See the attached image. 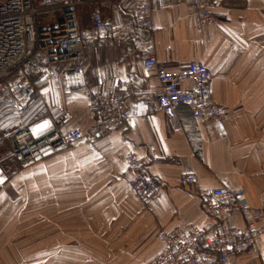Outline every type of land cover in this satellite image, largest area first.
Here are the masks:
<instances>
[{
	"label": "crops",
	"instance_id": "1",
	"mask_svg": "<svg viewBox=\"0 0 264 264\" xmlns=\"http://www.w3.org/2000/svg\"><path fill=\"white\" fill-rule=\"evenodd\" d=\"M208 1L212 24L201 25L193 5L159 0L152 30L140 29L126 43L88 45L83 65L89 88L136 83L124 124L100 136L95 150L83 142L18 165L17 133L45 135L64 114L70 116L65 130L93 125L88 92L72 89L66 78L36 80L0 104V264H106L107 254L122 260V254L140 253H151L153 264L159 229L214 226L202 189L227 186L244 191L252 205L264 203V0ZM133 8L116 2L115 22L133 23ZM151 50L167 71L192 62L207 66L226 123L196 120L188 106L176 109L175 120L159 110L154 96L161 85L143 66ZM45 121L49 126L34 133ZM129 152L144 158L145 171L162 185V197L150 207L129 195ZM183 174H194L197 182L181 185ZM260 249L239 264H264V234Z\"/></svg>",
	"mask_w": 264,
	"mask_h": 264
},
{
	"label": "built area",
	"instance_id": "2",
	"mask_svg": "<svg viewBox=\"0 0 264 264\" xmlns=\"http://www.w3.org/2000/svg\"><path fill=\"white\" fill-rule=\"evenodd\" d=\"M132 2L133 23H116V2ZM159 0H0V104L23 86L46 79L66 78L75 90L88 92L95 109L91 128L65 130L70 119L64 114L54 129L40 136L15 135L16 160L20 167L36 156H45L62 148L87 142L96 149L97 139L120 129L125 107L136 83L126 80L116 89L101 91L87 86L84 61L86 49L93 42H128L140 29H153V6ZM195 6L201 25L216 21L208 0H179ZM143 66L153 71L161 85L154 99L158 109L171 120L176 109L190 107L193 117L203 123L223 125L227 110L214 102L211 71L204 64L192 62L171 72L160 66L156 53H146ZM191 83L192 88L183 85ZM148 118V117H147ZM131 176L127 179L129 195L144 207L160 200L162 185L145 171L146 160L129 152L125 156ZM181 185L195 184L197 176L183 174ZM199 196L204 210L214 221L212 228L194 224L161 228L157 237L161 249L153 264H239L241 256L260 254L264 234V203L252 205L245 192L223 186L202 189ZM241 220L243 225H235Z\"/></svg>",
	"mask_w": 264,
	"mask_h": 264
},
{
	"label": "rangeland",
	"instance_id": "3",
	"mask_svg": "<svg viewBox=\"0 0 264 264\" xmlns=\"http://www.w3.org/2000/svg\"><path fill=\"white\" fill-rule=\"evenodd\" d=\"M136 256H138L137 260L135 259ZM152 257L151 253H140L137 255L122 254V260H120L119 255L114 260L113 254H107L106 264H152Z\"/></svg>",
	"mask_w": 264,
	"mask_h": 264
},
{
	"label": "snow or ice",
	"instance_id": "4",
	"mask_svg": "<svg viewBox=\"0 0 264 264\" xmlns=\"http://www.w3.org/2000/svg\"><path fill=\"white\" fill-rule=\"evenodd\" d=\"M48 126H49V125H48V122L45 121L43 124L39 125L37 128H34V129H33V132H34V133H37V132H39V131L42 130V129H46Z\"/></svg>",
	"mask_w": 264,
	"mask_h": 264
},
{
	"label": "water",
	"instance_id": "5",
	"mask_svg": "<svg viewBox=\"0 0 264 264\" xmlns=\"http://www.w3.org/2000/svg\"><path fill=\"white\" fill-rule=\"evenodd\" d=\"M63 149V148H62ZM61 150V149H60ZM50 155H52V153L50 152V153H48V154H46L45 155V157H47V156H50Z\"/></svg>",
	"mask_w": 264,
	"mask_h": 264
},
{
	"label": "trees",
	"instance_id": "6",
	"mask_svg": "<svg viewBox=\"0 0 264 264\" xmlns=\"http://www.w3.org/2000/svg\"><path fill=\"white\" fill-rule=\"evenodd\" d=\"M119 3H122V2H119ZM72 146H73V145H72ZM68 147H70V146H68ZM66 148H67V147H66ZM63 149H64V148H63ZM54 153H56V152H54ZM54 153H53V154H54ZM32 158H33V157H32ZM32 158H31V159H32ZM31 159H30V160H31ZM128 169H129V168H128ZM129 170H130V169H129Z\"/></svg>",
	"mask_w": 264,
	"mask_h": 264
}]
</instances>
